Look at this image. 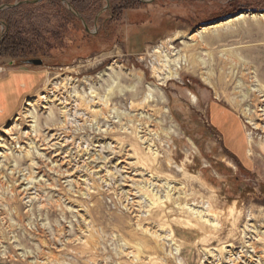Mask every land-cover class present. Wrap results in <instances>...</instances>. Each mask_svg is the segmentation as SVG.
<instances>
[{
  "label": "rangeland",
  "instance_id": "obj_1",
  "mask_svg": "<svg viewBox=\"0 0 264 264\" xmlns=\"http://www.w3.org/2000/svg\"><path fill=\"white\" fill-rule=\"evenodd\" d=\"M34 1L0 0V264H264V0Z\"/></svg>",
  "mask_w": 264,
  "mask_h": 264
},
{
  "label": "bare ground",
  "instance_id": "obj_2",
  "mask_svg": "<svg viewBox=\"0 0 264 264\" xmlns=\"http://www.w3.org/2000/svg\"><path fill=\"white\" fill-rule=\"evenodd\" d=\"M251 18H254V19H264V13H253L252 15H250ZM239 17L236 21H242L244 19L247 18V16L245 14H240ZM210 26H206V27H203L201 28L200 30L196 31L195 33L192 34L191 36V40L193 41V46L192 48L194 50H197L199 48H201V46L203 47L204 45L200 42V39L203 35V33L209 29ZM217 27H220V26H217ZM180 37V35L178 34V36L176 37L177 39ZM174 38V37H173ZM181 38V37H180ZM182 39V38H181ZM176 39H174L173 41H175ZM202 40V39H201ZM204 43V42H203ZM166 44V43H165ZM169 44V43H168ZM187 46V45H186ZM161 48V47H160ZM160 48H156L157 51L160 50ZM173 48V46H171V49ZM187 48V47H186ZM162 49V48H161ZM188 49H190V47H188ZM191 50V49H190ZM187 52V51H186ZM191 52V51H190ZM194 52V51H192ZM159 53V57H160V66L156 67V65L154 66L153 68V71H154V74L157 76H159V78H162L160 79L161 81H167V80H178L180 79V75L183 71H188V72H191V73H196L197 72V69L198 68H202L204 66V62H200L199 59L200 58H197L196 55L197 53H195L193 56L189 57L187 55H183L181 54L179 51L176 53V50H173V51H167V48L166 50L165 49H162ZM189 53V52H188ZM159 62V61H158ZM103 75V74H102ZM211 77H212V74L208 71L206 73H204L203 75V79H204V82L206 84H213L212 81H211ZM159 80V82H160ZM139 81V80H138ZM163 84V83H162ZM214 86V85H213ZM150 93V92H149ZM154 97V96H153ZM56 98V95L55 93L51 96V95H44L42 96V99L45 100V103L46 105L48 106L50 103H53V99ZM249 98V97H248ZM152 99V98H151ZM41 101V100H40ZM39 101V102H40ZM148 101H150V97L148 96L147 98H145V102L147 103ZM36 103L37 101L33 100V101H30L27 106L29 107H32L33 110H29L30 111V114L29 116H32L33 117V121H34V125L33 127H36L35 124H36V116H35V109H36ZM43 106V105H42ZM46 106V107H47ZM47 109V108H45ZM246 111L249 112V106L246 107ZM256 112V111H255ZM257 113V112H256ZM257 115V114H256ZM31 118V117H30ZM143 118V117H142ZM155 118V117H154ZM263 118V117H262ZM141 119V118H140ZM146 119V118H145ZM143 119V120H145ZM150 119V118H149ZM152 120V117L151 119ZM154 121V120H153ZM264 121V120H263ZM143 122V121H142ZM147 124V123H146ZM145 124V125H146ZM143 125V124H142ZM141 125V126H142ZM256 128H259L261 125L260 124H255ZM149 129V128H148ZM155 129V128H154ZM260 129V128H259ZM262 130V129H261ZM13 131V130H12ZM168 131L169 130H166V132L164 131L163 133L166 135L168 134ZM144 132V131H143ZM14 132H12L13 134ZM156 134V133H155ZM148 135V134H147ZM252 137V136H250ZM145 140L144 141H147L149 140V138H146V133H145V136L143 137ZM253 139V138H252ZM7 144V143H5ZM252 144V143H251ZM2 145V143H1ZM4 147V146H3ZM252 147V146H251ZM7 150V148H6ZM151 150V149H150ZM151 152V151H150ZM251 152V151H250ZM2 154V153H1ZM155 156H158L157 153L154 154ZM3 156V155H2ZM156 178V177H155ZM167 189H171V186H169V188ZM172 191V190H171ZM168 192V191H167ZM172 193V192H171ZM174 196V195H172ZM177 199V198H176ZM165 200V199H164ZM178 200V199H177ZM170 202V196L168 197V199H166V202ZM172 201V200H171ZM127 208V207H126ZM201 217V216H200ZM148 229V228H147ZM149 232V231H148ZM154 234V233H153ZM162 238V237H161ZM264 240V239H263ZM255 245V244H254ZM253 245V246H254ZM261 245V244H259ZM231 248V247H229ZM255 247H253L254 249ZM133 249V248H132ZM256 250V249H255ZM231 254V256H234L233 255V252H229ZM220 255V254H219ZM263 255V254H262ZM218 256V255H217ZM232 258V257H231ZM233 260V259H232ZM234 262V261H233ZM236 262V261H235ZM234 262V263H235Z\"/></svg>",
  "mask_w": 264,
  "mask_h": 264
},
{
  "label": "crops",
  "instance_id": "obj_3",
  "mask_svg": "<svg viewBox=\"0 0 264 264\" xmlns=\"http://www.w3.org/2000/svg\"><path fill=\"white\" fill-rule=\"evenodd\" d=\"M32 83L31 77L24 76L23 73L18 72L11 73L0 82V128L17 113L24 93ZM221 111L225 112L224 110ZM226 115L229 118L227 121L233 122L234 126L239 129L237 120L227 113Z\"/></svg>",
  "mask_w": 264,
  "mask_h": 264
},
{
  "label": "water",
  "instance_id": "obj_4",
  "mask_svg": "<svg viewBox=\"0 0 264 264\" xmlns=\"http://www.w3.org/2000/svg\"><path fill=\"white\" fill-rule=\"evenodd\" d=\"M41 0H37V1H34V2H32V4L33 3H39ZM63 3H65V0H61ZM15 7V6H14ZM108 7H109V5H108ZM107 7V8H108ZM11 8H13V7H11ZM3 10V8L2 9H0V12ZM79 19H81L82 21H83V19L79 16V15H77V14H75ZM240 15V14H239ZM97 21H98V18H97ZM84 22V21H83ZM84 25H85V27H87L86 26V24L84 23ZM88 30V29H87ZM26 65H31V66H42L43 65V62L41 61V60H29V61H26V63H25Z\"/></svg>",
  "mask_w": 264,
  "mask_h": 264
},
{
  "label": "trees",
  "instance_id": "obj_5",
  "mask_svg": "<svg viewBox=\"0 0 264 264\" xmlns=\"http://www.w3.org/2000/svg\"><path fill=\"white\" fill-rule=\"evenodd\" d=\"M8 24V23H7ZM9 34H10V29H9ZM8 35H7V37H6V39H8ZM13 40H14V38H11V44L13 43ZM5 41V39L3 40V42ZM12 45H14V44H12ZM25 61H29V60H25Z\"/></svg>",
  "mask_w": 264,
  "mask_h": 264
},
{
  "label": "built area",
  "instance_id": "obj_6",
  "mask_svg": "<svg viewBox=\"0 0 264 264\" xmlns=\"http://www.w3.org/2000/svg\"><path fill=\"white\" fill-rule=\"evenodd\" d=\"M1 74V73H0ZM1 76V75H0Z\"/></svg>",
  "mask_w": 264,
  "mask_h": 264
}]
</instances>
